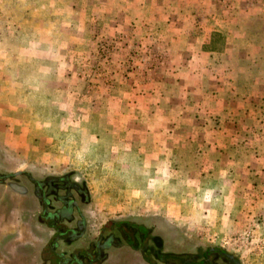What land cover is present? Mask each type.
I'll use <instances>...</instances> for the list:
<instances>
[{
  "label": "rangeland",
  "instance_id": "obj_1",
  "mask_svg": "<svg viewBox=\"0 0 264 264\" xmlns=\"http://www.w3.org/2000/svg\"><path fill=\"white\" fill-rule=\"evenodd\" d=\"M15 171L81 188L89 236L67 256L113 236L94 264H264V0H0ZM4 194L0 264H57L32 198Z\"/></svg>",
  "mask_w": 264,
  "mask_h": 264
},
{
  "label": "flooded vegetation",
  "instance_id": "obj_2",
  "mask_svg": "<svg viewBox=\"0 0 264 264\" xmlns=\"http://www.w3.org/2000/svg\"><path fill=\"white\" fill-rule=\"evenodd\" d=\"M0 187L6 193L5 197L13 193L16 195V199L25 203H27V199L32 198L28 203L34 208L40 209L39 219L49 222L48 225L54 233L50 250L53 254L51 258H54L57 264H86V262L94 264L100 260L102 252L113 247V236L107 238L104 243L97 240L92 241L89 238L87 248L84 250L86 252L82 257L83 260L76 257L77 248H73L69 256L65 250L58 252L60 244H69V247L79 246L89 236L87 234L89 230L87 215L83 208V203L88 205V202L85 201L81 188L69 182L68 179L38 181L23 171H15L11 175L0 176ZM76 194L80 199L75 196ZM101 236L100 234L99 239ZM93 247L96 248L94 253L91 252ZM219 255L216 249L209 248L203 253V262L200 264H241L224 252L221 254L222 257ZM212 258H223L227 261L216 263Z\"/></svg>",
  "mask_w": 264,
  "mask_h": 264
},
{
  "label": "trees",
  "instance_id": "obj_3",
  "mask_svg": "<svg viewBox=\"0 0 264 264\" xmlns=\"http://www.w3.org/2000/svg\"><path fill=\"white\" fill-rule=\"evenodd\" d=\"M222 41V42H221ZM223 41L225 42V39H224V37L221 35V34H219V33H214L213 35H212V40H211V45H215L216 43H220V44H222L223 43ZM209 50L211 51V52H221V50L220 49H218L216 46L213 48L212 46H210V48H209Z\"/></svg>",
  "mask_w": 264,
  "mask_h": 264
}]
</instances>
